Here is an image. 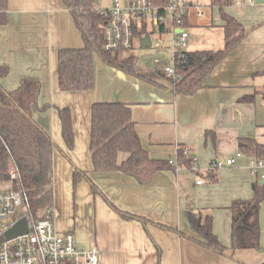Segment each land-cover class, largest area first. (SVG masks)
Instances as JSON below:
<instances>
[{
	"label": "crops",
	"instance_id": "obj_1",
	"mask_svg": "<svg viewBox=\"0 0 264 264\" xmlns=\"http://www.w3.org/2000/svg\"><path fill=\"white\" fill-rule=\"evenodd\" d=\"M180 1L191 3L184 13L186 25H221L210 0ZM102 5L98 0V7ZM197 7L203 10L202 16L197 15ZM225 9L248 34L192 95L176 94L171 80L162 81L157 72L137 70L142 77L131 76L96 56L94 88L65 92L58 87L57 51L83 46L69 10L61 0L7 2V22L0 26V64L7 65L9 73L0 82L13 90L21 77L35 78L40 82L39 108L49 104L70 109L71 150L63 143L55 108H35L33 117L55 146L52 209L56 227L71 231L79 245L93 239L98 264H264V199L259 211L258 249L236 250L230 259L189 238L195 233L186 211L201 210L211 213L213 232L229 246L231 203L250 199L253 183H264L261 170L251 172L250 157L242 152L236 155L242 139L264 144V3ZM249 95L253 96L251 101L240 100ZM96 101L129 103L137 135L149 158L175 159L177 146L186 145L197 157L198 172L160 169L146 185L120 171L94 172L89 131L90 107ZM229 157L235 158L233 165L214 174L206 172L211 161ZM125 158L126 154L119 157ZM74 166L89 172L98 193L85 180L73 189ZM199 175L202 183L196 184ZM103 196L119 210L151 222L144 225L129 214L124 217ZM154 222L177 227L184 234L164 230Z\"/></svg>",
	"mask_w": 264,
	"mask_h": 264
},
{
	"label": "trees",
	"instance_id": "obj_2",
	"mask_svg": "<svg viewBox=\"0 0 264 264\" xmlns=\"http://www.w3.org/2000/svg\"><path fill=\"white\" fill-rule=\"evenodd\" d=\"M69 10L75 27L83 41L82 47H66L57 51L58 87L61 91H87L95 86L94 58L98 57L105 65L123 73L140 76L135 67L132 55L122 56L125 49L106 50L104 48L103 27L109 21L108 16L97 12L98 0H61ZM157 8L160 15H167L165 7L169 0H147ZM8 0H0V26L7 22L6 10ZM216 7L223 31V46L217 50L185 51L178 57L176 70L180 79L171 80L176 94L192 95L204 86L207 75L231 54L245 39L248 31L239 20L226 11L231 0H210ZM186 9L191 3H185ZM183 27L186 16L182 14ZM134 37L138 41L146 34L156 32L167 34L168 26L163 22L152 24L147 30L144 17L133 20ZM177 59V57H176ZM9 73V67L0 64V80ZM40 82L32 77L23 76L17 88L6 89L0 82V179L6 178V165L11 157L19 170L29 204L36 217H42L43 211L52 209V154L54 143L50 135L33 117L35 108L47 110L55 108L60 121V133L68 149L73 148L74 136L72 116L68 107L50 106L41 108L37 105ZM253 96L242 97L241 101H251ZM184 148L186 145H179ZM89 150L94 172L120 171L133 177L139 184H148L153 174L160 169L172 166L167 160L149 158L142 147L131 116L129 103L121 101H96L90 107ZM242 152L254 159L264 160V144L253 139H242L239 145ZM121 154L126 158L120 160ZM192 153L178 152L181 164L190 165ZM85 180L93 191L99 192L88 171L74 166L72 186ZM253 196L250 199H237L231 203L230 245L220 242L212 229V215L204 211H186L188 223L195 233L189 238L224 257L233 258L239 249H258L261 229L259 211L264 199V183L258 180L252 185ZM103 195V194H102ZM113 208L124 217H136L146 225L150 219L135 216L119 210L108 198L103 196ZM164 230H172L184 234L177 227L154 222Z\"/></svg>",
	"mask_w": 264,
	"mask_h": 264
},
{
	"label": "built area",
	"instance_id": "obj_3",
	"mask_svg": "<svg viewBox=\"0 0 264 264\" xmlns=\"http://www.w3.org/2000/svg\"><path fill=\"white\" fill-rule=\"evenodd\" d=\"M255 0H231L236 7L254 5ZM167 15H160L156 7L147 0H112L109 6L97 8V12L108 16L109 21L103 27L104 48L106 50L130 49L134 42L133 20L139 21L146 15L151 16L152 22H163L168 26L171 61L161 62L155 59L156 64L164 65L163 73L172 80L180 79L176 70L178 57L186 51L188 34L183 27L182 14L186 5L180 0H169L165 7ZM197 15L202 16L203 10L197 7ZM156 32L151 37V46L161 48L163 40ZM177 57V59H176ZM182 150L183 155L190 153L188 146H177V152ZM236 155H241L237 152ZM173 170L189 169L198 172L197 157L192 154L190 165L181 164L178 158L168 159ZM235 163L234 157L225 160L215 159L206 168L208 174H214L218 169L231 166ZM249 168L252 173L261 170L264 178V160L249 159ZM202 183V176H198L196 184ZM53 209L43 211L42 217H36L29 204L22 179L15 161L10 157L6 165V178L0 179V237L19 219L25 218L26 233L18 234L0 242V264H98V249L93 239L89 238L79 245L71 231H59L54 221Z\"/></svg>",
	"mask_w": 264,
	"mask_h": 264
},
{
	"label": "rangeland",
	"instance_id": "obj_4",
	"mask_svg": "<svg viewBox=\"0 0 264 264\" xmlns=\"http://www.w3.org/2000/svg\"><path fill=\"white\" fill-rule=\"evenodd\" d=\"M111 2L112 0H100V3L103 4L102 6H109ZM180 2L184 3L183 1ZM145 20L147 22V30L150 31L152 29V24L154 25L151 16L146 15ZM184 29L188 34L187 46L185 48L186 51L216 50L223 46V32L220 26H216V25L212 26L210 24L205 25L200 23L198 25H193V24L186 25ZM155 37H156V33H154V40ZM170 38L171 37L168 33L162 35L161 36V39L163 40L162 47L158 49H155L152 46L141 47L138 43L139 40L135 41L133 47L121 51V55L122 56L132 55L133 58L135 59L136 70L142 71L144 73H148L149 71L157 72L158 73L157 75L161 76L162 81L170 82L169 77H167L163 73L164 65L154 63V60L157 58L161 62L165 60L168 64H170L171 61L170 49L167 47L168 46L167 43H169ZM65 147L67 148L66 145ZM62 155L66 158V160H69L66 154L64 155V153H62Z\"/></svg>",
	"mask_w": 264,
	"mask_h": 264
},
{
	"label": "water",
	"instance_id": "obj_5",
	"mask_svg": "<svg viewBox=\"0 0 264 264\" xmlns=\"http://www.w3.org/2000/svg\"><path fill=\"white\" fill-rule=\"evenodd\" d=\"M256 4L264 3V0H255ZM139 45L141 47H150L151 46V37L149 34H146L139 40ZM27 223L25 218L19 219L12 227H10L3 236L0 237V242L3 238L9 239L18 234L26 233Z\"/></svg>",
	"mask_w": 264,
	"mask_h": 264
}]
</instances>
